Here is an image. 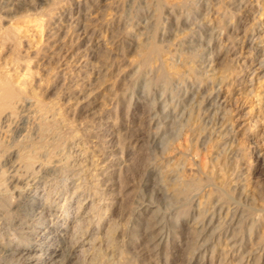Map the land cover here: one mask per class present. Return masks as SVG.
Listing matches in <instances>:
<instances>
[{"label":"rangeland","instance_id":"obj_1","mask_svg":"<svg viewBox=\"0 0 264 264\" xmlns=\"http://www.w3.org/2000/svg\"><path fill=\"white\" fill-rule=\"evenodd\" d=\"M0 206V264L47 230L57 264H264V0H0Z\"/></svg>","mask_w":264,"mask_h":264},{"label":"bare ground","instance_id":"obj_2","mask_svg":"<svg viewBox=\"0 0 264 264\" xmlns=\"http://www.w3.org/2000/svg\"><path fill=\"white\" fill-rule=\"evenodd\" d=\"M144 46V45H143ZM145 47V46H144ZM146 57V56H144ZM143 57V58H144ZM147 61V60H146ZM189 63V62H188ZM195 64H193L194 66ZM149 66V65H148ZM190 67V66H189ZM170 68V67H169ZM179 69V68H178ZM158 71V70H156ZM171 71V70H170ZM172 72V71H171ZM180 72V71H179ZM159 79V78H158ZM203 94V93H202ZM200 97V96H199ZM209 100V99H208ZM207 100V101H208ZM201 101V100H200ZM188 102V101H187ZM221 103V102H220ZM211 105V104H210ZM207 109V108H206ZM219 110V109H218ZM207 111V110H206ZM218 125V124H217ZM216 126V125H215ZM112 134V133H111ZM77 140V139H76ZM82 147V146H81ZM35 150V149H34ZM40 150V149H39ZM62 150V149H61ZM78 150V149H77ZM84 150V149H83ZM82 150V151H83ZM108 151V150H107ZM34 152V151H33ZM77 152V151H76ZM79 152V151H78ZM36 153V152H34ZM66 153V152H65ZM81 153V152H80ZM38 156V155H37ZM40 157V156H39ZM76 157V156H75ZM105 158V157H104ZM77 159V158H76ZM80 159V158H79ZM86 159V158H85ZM11 161V160H10ZM25 165V164H24ZM101 167V166H100ZM152 174V173H151ZM107 175V174H106ZM203 186V185H202ZM205 187V186H204ZM203 187V188H204ZM196 189V188H195ZM201 189V188H200ZM202 190V189H201ZM184 191V190H183ZM185 192V191H184ZM193 192V191H192ZM199 192V191H198ZM198 192H196L198 194ZM191 193V192H190ZM195 193V192H193ZM192 198V197H191ZM32 199V198H31ZM27 200V199H26ZM28 202V201H27ZM30 202V201H29ZM36 203V202H35ZM26 205V204H25ZM26 209H25V212H27L26 210H31L33 207V202L29 203L26 205ZM1 207V206H0ZM23 207H25L23 205ZM22 207V208H23ZM40 208V207H39ZM37 210V209H36ZM32 211V210H31ZM23 213V212H22ZM21 213V214H22ZM27 214V213H26ZM24 215V214H22ZM30 215V214H28ZM27 216V215H26ZM28 217V216H27ZM45 226V225H44ZM75 226V225H74ZM41 231V230H40ZM40 238L42 239L41 241L42 242V245L41 247L38 248V251L40 252V254L38 256H34V257H31V259L29 261L26 262V264H36V262H38L40 260V263L38 264H55L59 257H61L62 255V250L59 248V246L55 243H57L58 241V238L59 236L54 233V232H49L48 230L47 231H43L42 233H40ZM60 241V240H59ZM54 242V244L51 245V243ZM92 245V244H91ZM17 248V247H16ZM8 251V250H7ZM12 251V250H11ZM15 251V249H14ZM18 252V251H17ZM16 252V253H17ZM78 253V252H77ZM6 254V253H4ZM3 254V255H4ZM8 255V254H7ZM29 255V254H28ZM16 256V255H15ZM10 257V256H8ZM5 258V257H3ZM23 258V257H22ZM13 259V258H11ZM6 260V259H5ZM8 260V258H7ZM14 260V259H13ZM71 260V259H70ZM1 261V260H0ZM3 261V260H2ZM23 263V262H22ZM9 264V263H8ZM57 264V263H56Z\"/></svg>","mask_w":264,"mask_h":264}]
</instances>
